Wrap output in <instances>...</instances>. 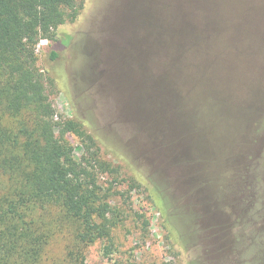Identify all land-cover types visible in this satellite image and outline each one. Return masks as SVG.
<instances>
[{"label":"trees","instance_id":"trees-1","mask_svg":"<svg viewBox=\"0 0 264 264\" xmlns=\"http://www.w3.org/2000/svg\"><path fill=\"white\" fill-rule=\"evenodd\" d=\"M80 1L0 0V264H87V247L110 241L118 224L112 201L118 185L139 187L104 156L99 144L109 148L108 142L93 126L76 155L67 134H79L83 123L54 120L48 82L36 64L39 41H54ZM147 1L145 16L138 0L133 3V41L139 32L143 38L128 64L134 75L120 74L116 93L117 122L128 117L137 126L123 137L132 135L131 149L113 153L136 172L131 159L141 151L147 176L140 175L160 209L190 234L194 222L189 215V226L178 221L175 190L187 185L190 169L215 165L220 173L237 172L246 162V183L262 184L254 170L261 164L264 175V0ZM142 88L143 107L132 93ZM130 103L147 109L148 127L158 129L146 144L138 125L142 112L126 111ZM223 138L228 141L220 145ZM165 170L166 186L159 183Z\"/></svg>","mask_w":264,"mask_h":264},{"label":"rangeland","instance_id":"rangeland-1","mask_svg":"<svg viewBox=\"0 0 264 264\" xmlns=\"http://www.w3.org/2000/svg\"><path fill=\"white\" fill-rule=\"evenodd\" d=\"M134 2L81 0L76 17L57 27L55 40L42 39L36 46V64L48 82L49 99L56 111L54 120L79 118L83 123L79 134H67L76 155L80 154V138L91 133L90 127L93 126L108 142L109 148L99 144L104 156L120 166L121 175L133 177L139 184V187L130 188L128 182L123 181L118 185L119 194L112 200L119 210L118 224L110 241L97 240L87 247L86 263L264 264V175L261 164L254 170L259 181L261 179L260 185L246 183V162L245 167L237 172L222 170L220 173L215 165L206 170L197 166L190 169L192 176L182 191L191 187L192 191L181 198V189H175L179 199L177 208L181 207L178 221L189 226L186 218L189 215L194 222L190 234H185L178 230L181 228L179 224L168 221L167 212L159 207L158 197L140 175L142 171L147 176L143 168L145 159L139 155L141 151L137 149L134 160L131 159L136 172L114 154L115 149L130 148L132 135L123 137L132 131L134 125L137 126L128 117L124 118L126 124L121 118L117 122L119 114L115 112L118 105L116 93L122 88L120 74L127 75L126 79L133 77L128 64L134 62V43L143 38L139 32V39L133 41L135 29L131 27L134 25L131 17H135ZM146 2L148 4L147 0H138L142 16L147 15L145 11L149 9ZM52 51L56 52L55 58H51ZM138 90L132 93L138 94L143 107L147 98L145 90ZM135 105L139 104H127L125 110L142 112L138 125L143 126L141 141L146 144L150 132L155 133L158 129L148 127L150 115H147V109ZM206 110L209 115L210 110ZM238 118L239 126H243L241 117ZM164 128L160 127V130L163 132ZM226 141L228 138H223L220 145ZM252 162L247 163L249 167ZM167 175L165 170L158 179L159 183L170 184ZM102 179H111V176L104 175ZM227 180L233 181V185H227ZM170 190L174 192L173 188ZM186 198L190 199L183 206ZM106 244L110 245L107 251Z\"/></svg>","mask_w":264,"mask_h":264}]
</instances>
